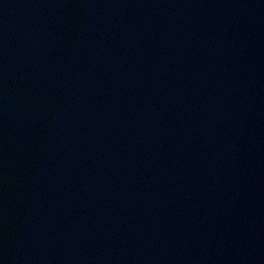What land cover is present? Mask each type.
<instances>
[{"label": "water", "instance_id": "water-1", "mask_svg": "<svg viewBox=\"0 0 264 264\" xmlns=\"http://www.w3.org/2000/svg\"><path fill=\"white\" fill-rule=\"evenodd\" d=\"M0 264H264V0H0Z\"/></svg>", "mask_w": 264, "mask_h": 264}]
</instances>
